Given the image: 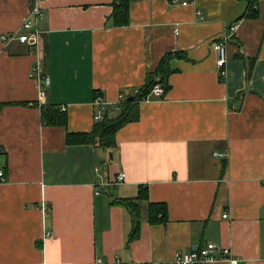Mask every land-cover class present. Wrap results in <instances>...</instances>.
Here are the masks:
<instances>
[{"label": "crops", "instance_id": "0c3cea01", "mask_svg": "<svg viewBox=\"0 0 264 264\" xmlns=\"http://www.w3.org/2000/svg\"><path fill=\"white\" fill-rule=\"evenodd\" d=\"M255 1L244 17L247 0H132L118 27L113 0H42L40 51L16 39L31 0H0V36H15L0 40V264H171L208 243L209 264H264V0ZM223 39L222 79L212 44ZM36 60L49 79L43 100L29 78ZM148 76L164 94L137 104L115 149L66 143L90 133L95 114L117 117L119 95ZM41 105L66 124H43ZM120 172L122 183L105 186ZM140 188L130 239L118 202Z\"/></svg>", "mask_w": 264, "mask_h": 264}, {"label": "trees", "instance_id": "16d2710c", "mask_svg": "<svg viewBox=\"0 0 264 264\" xmlns=\"http://www.w3.org/2000/svg\"><path fill=\"white\" fill-rule=\"evenodd\" d=\"M132 0H113L112 3V13L111 19L115 26L121 27L126 26L128 24V6ZM172 4L173 0H169ZM248 1V11L244 15V17H254L255 16V0H247ZM167 59L168 57H164L162 63L158 68V72H160V83H164L165 76L167 75ZM157 83L154 81L152 76H148L146 78V82L143 87L138 88L137 92L132 95V100H128V98L121 102L120 113L117 117H108L104 115L102 120L97 121L94 124L92 131L88 134H67L66 136V143L68 145H82V144H89V145H98L104 149H115V133L119 130L122 126L126 125L127 123L134 122L138 119V111H137V104L140 101L146 99L147 95L151 91V89ZM165 90V89H164ZM163 90V91H164ZM41 118L43 124L46 125H58L64 126L66 124V116L63 113H59L55 110V108L51 105H41ZM146 188H140L138 192V196L136 199H125L118 204L122 207H125L129 210L131 218H132V229L130 234V239H134L138 233V208L135 205L134 201L138 199H146ZM160 204H151V215L152 210L157 209V212H162L161 216H163L164 206H160ZM153 221V220H152Z\"/></svg>", "mask_w": 264, "mask_h": 264}, {"label": "built area", "instance_id": "2783aa9c", "mask_svg": "<svg viewBox=\"0 0 264 264\" xmlns=\"http://www.w3.org/2000/svg\"><path fill=\"white\" fill-rule=\"evenodd\" d=\"M188 0H173V3H184ZM41 2L42 0H31V8L28 12V15L22 20L21 23V34L16 37L17 41L21 44H26L28 46H32L35 49L39 48V39L41 36V31L38 29L37 22L42 18V11H41ZM199 14V13H198ZM232 31V28H229ZM15 39V36L6 37L5 35L0 36V40L2 42H6L9 40ZM226 39V37H225ZM212 50L215 56V66L218 71L220 78L225 77V69L227 64V49L224 42L217 41L212 44ZM29 78L34 79L40 87L38 92L39 100H43L45 97L44 89L49 85V79L42 75L41 73V61L36 60L34 65L30 68ZM135 91L134 93H136ZM164 94L162 88L158 86H154L149 94L147 95L146 99L150 98L151 96L159 97ZM123 95H119L117 105H120L123 102ZM106 104L103 103L100 99V96L96 94L93 106L103 108ZM64 110L63 108L61 109ZM102 116L99 114L94 115L95 121H100ZM0 180L1 182L5 181L3 177L2 171H0ZM124 180V173L120 172L116 175L113 181L108 182L105 186L110 185H118L122 183ZM99 194V191L96 192ZM225 218V216H223ZM216 250V246L212 243H208L202 248L191 250L187 253H175L171 264H209L213 259V253ZM97 264H101L100 260L96 261ZM231 264H236L235 260L230 261Z\"/></svg>", "mask_w": 264, "mask_h": 264}, {"label": "water", "instance_id": "95a60500", "mask_svg": "<svg viewBox=\"0 0 264 264\" xmlns=\"http://www.w3.org/2000/svg\"><path fill=\"white\" fill-rule=\"evenodd\" d=\"M128 100H132V97L130 96V97H128ZM194 250V249H193Z\"/></svg>", "mask_w": 264, "mask_h": 264}, {"label": "rangeland", "instance_id": "374dc122", "mask_svg": "<svg viewBox=\"0 0 264 264\" xmlns=\"http://www.w3.org/2000/svg\"><path fill=\"white\" fill-rule=\"evenodd\" d=\"M41 44H42V43L40 42V51H41ZM41 61H42V60H41ZM134 92H135V91H134Z\"/></svg>", "mask_w": 264, "mask_h": 264}]
</instances>
